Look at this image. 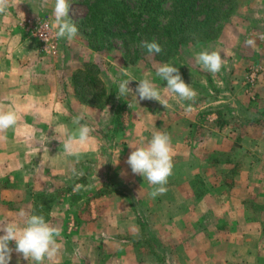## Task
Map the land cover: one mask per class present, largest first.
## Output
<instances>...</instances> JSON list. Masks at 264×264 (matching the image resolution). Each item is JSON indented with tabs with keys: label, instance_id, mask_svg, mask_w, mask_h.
Returning a JSON list of instances; mask_svg holds the SVG:
<instances>
[{
	"label": "crops",
	"instance_id": "0c3cea01",
	"mask_svg": "<svg viewBox=\"0 0 264 264\" xmlns=\"http://www.w3.org/2000/svg\"><path fill=\"white\" fill-rule=\"evenodd\" d=\"M50 2L23 0L16 7L10 0L0 14V110L18 114L13 128L0 131V192L4 183L14 206L5 221L22 222V210L34 213L35 193L65 183L67 171L99 185L96 168L86 173L82 164L96 166L103 159L104 193L69 198L71 210L60 207L58 197L47 202L43 216L61 229V249L44 264H264V72L254 102L240 85L219 87L230 92L231 106L203 110L211 116L207 120L196 115L201 105L180 100L146 70L140 79L155 84L167 107L156 100L127 103L131 121L109 133L110 101L100 109L77 99L66 58L45 55L37 38L18 25L20 16L48 10ZM232 21L207 49L221 53V78L232 73L233 80L250 63L264 69V0H249ZM250 38L254 47L246 43ZM125 79L131 76L118 77L117 87ZM136 86L129 84L132 91ZM80 113L81 123L94 129L92 139L79 155H68L64 142L77 127L72 117ZM157 131L171 138L174 167L167 192L153 198L157 186L133 174L126 160L129 145L146 144ZM212 154L229 158L210 159ZM18 262L34 264L13 252L10 264Z\"/></svg>",
	"mask_w": 264,
	"mask_h": 264
},
{
	"label": "rangeland",
	"instance_id": "374dc122",
	"mask_svg": "<svg viewBox=\"0 0 264 264\" xmlns=\"http://www.w3.org/2000/svg\"><path fill=\"white\" fill-rule=\"evenodd\" d=\"M92 0H71V8H70V14L69 19L74 22L75 24L78 23L80 19H82L86 12H87V6L89 2ZM128 2H132L134 0H127ZM237 2L240 4V7L237 9V12L240 10L241 7L245 3H248L249 0H237ZM50 7L48 10H43L41 12H34V13H28L23 16L19 17L18 25L20 28L24 29L26 33L34 36L37 38L39 43V49L41 52H43L45 55H49V57L53 60H58L61 58H66L68 62L69 67L72 68V76H71V84L73 79V74L79 70L83 63L85 62H95L100 66V79L102 80L104 86L107 88V94H110L109 97V110L107 116H109V120L111 121V127L109 129V133H118L121 129H123L127 125V121H131L130 117H133V113L131 112V108L129 107L126 109L127 103H137L136 94L134 91L130 90L128 94L125 96L119 98L118 93V87L116 85V82L118 80V77H122V75L126 76L125 74H129L131 76V79H134L131 81L132 83L138 84V81L140 80L141 74H145V71H153L156 75V71L154 68H158L152 61H148L147 63L145 61H138L134 65H130L124 61L120 53L116 50L111 51H93L91 50L86 43V40L83 38V36L78 32L76 37L72 40H67L65 38L57 39L54 36L55 29L52 28V24L54 23V16H53V7L55 0H51ZM172 3V0H166L164 3V8L168 9ZM236 12V13H237ZM33 20L32 26H38L39 24H45L48 22L50 31L49 34V44L50 49L46 50L43 47V42L40 40V38L31 31V28H28L27 25H23V22L26 19ZM235 20V15L231 16L225 23L224 29L228 25L230 27L233 26V21ZM45 21V22H42ZM36 31V30H34ZM218 38V37H217ZM217 38L213 41L206 42L201 45H184L181 47L179 53L175 57L174 60H172L169 64L176 66L179 68V71L182 75L183 80L185 83L190 84V86L196 91L197 96L194 101H185L189 104H195V105H201L202 109H197V112H199L198 116L204 117L207 113H204L203 110L208 109L210 112L217 113L216 110L220 111L221 109H218L219 105L222 106L223 110L226 111V107L231 106V102L228 100V95H230V92L227 90H219V87H224L227 89L230 85V89H234L235 85H240L243 87L245 94L248 95V101L254 102L257 99H259V94L256 91V86L259 83V81L263 77V66L260 63H250L245 70V73L239 74L232 80V73L231 75H227L226 79L221 78V74L223 70H220L218 73L212 74L208 72L207 70L203 69L197 62H196V53H199L203 50L212 51L215 50V47H209L207 49V44L214 43L217 41ZM227 49H232L231 44L227 46ZM127 73H125L126 71ZM129 70V71H128ZM255 72L254 78L251 81L249 75L251 72ZM214 76V77H212ZM156 78L162 82V84H166V81L162 80L160 77L156 75ZM216 78V79H215ZM231 78V79H230ZM220 79V80H218ZM76 96V95H75ZM220 96V97H218ZM112 97V98H111ZM107 102V103H108ZM225 115L227 112L224 113ZM208 115H210L208 113ZM207 116V115H206ZM211 116H207L208 118ZM232 125V124H231ZM107 137V136H106ZM114 138V136L112 135ZM111 139L112 138H108ZM108 140V141H111ZM103 142V140H102ZM104 145V144H103ZM109 145V144H108ZM112 147V145H110ZM221 157L223 159H228V154H221L216 155L212 154L210 159H217L218 157ZM103 159H99V163L94 165H89L88 163L82 164L83 171L86 173H89L90 168H96L95 173H98L97 176V182L99 185H94V182H90L86 184V176L82 175L83 177H80V173H77V170L75 172L71 173L69 171L66 172L67 176L64 180L65 183L62 185L56 186V187H50L49 189H43V191H38L35 193V201H34V208L35 214H41L45 215V212H47L48 208V201L51 200V198L58 197L61 200L60 207H63L67 210H71L69 208L70 202L68 201L71 197H79L81 194L90 196L91 194L95 193H104L106 191L105 182H106V168L103 165H100V162ZM118 159L113 157V163H115ZM118 164V163H117ZM78 166V165H77ZM76 166V167H77ZM115 172V171H113ZM110 173L107 172V177L110 179ZM113 179H116L113 176ZM1 187L2 192H0V222H6L5 218H8L10 209H13V205L9 203L8 195L9 193H4V189H7L6 186ZM120 187V186H119ZM9 189V188H8ZM113 189V191L121 190L120 188H110V190ZM40 190V189H38ZM10 192V190H7ZM63 197H66V199H63ZM9 220V219H8ZM70 221V220H69Z\"/></svg>",
	"mask_w": 264,
	"mask_h": 264
},
{
	"label": "clouds",
	"instance_id": "9594fccd",
	"mask_svg": "<svg viewBox=\"0 0 264 264\" xmlns=\"http://www.w3.org/2000/svg\"><path fill=\"white\" fill-rule=\"evenodd\" d=\"M23 0H14L17 7ZM10 6V0H0V14L5 13ZM71 0H55L53 7L55 29L54 36L57 39L65 38L72 40L78 33L77 25L69 19ZM41 37L47 41V33L50 31L49 25L45 23L42 27ZM246 43L249 46H255L254 39H248ZM141 47L146 48L149 53H160L162 47L155 40L151 42L145 40L141 42ZM196 62L208 72L218 73L224 60L219 51L203 50L195 54ZM127 75V74H125ZM156 75L166 81L167 89L175 93L182 101H194L197 93L185 83L179 68L169 63H164L156 69ZM134 79H125L119 83L118 97L121 98L128 94L129 84ZM138 81L134 90L138 102L143 100H156L167 107V102L161 100V94L155 84L143 78ZM130 107V105H129ZM191 111V105L187 108ZM85 114L80 113L72 117V124L77 126L73 135L64 142V151L68 155H79V148L89 144L92 139L94 129L88 124H82ZM18 122V114L13 110H0V131L13 128ZM132 148L126 163L130 166L133 174L141 175L147 179L148 183L154 187L150 196L155 198L167 192L165 185L168 178L173 173V151L171 147V138L166 132L157 131L152 134L151 139L140 146L129 145ZM118 160L114 163L117 164ZM22 222L16 219H9L6 222H0V264H10L12 254L15 252L18 256L34 264H44L45 259L51 261L60 252L61 244L58 238L61 235V229L50 225L41 214L20 212ZM10 242L15 243V247L10 246ZM19 264V262H18Z\"/></svg>",
	"mask_w": 264,
	"mask_h": 264
},
{
	"label": "trees",
	"instance_id": "16d2710c",
	"mask_svg": "<svg viewBox=\"0 0 264 264\" xmlns=\"http://www.w3.org/2000/svg\"><path fill=\"white\" fill-rule=\"evenodd\" d=\"M165 1L92 0L76 24L78 32L93 51L116 50L130 65L152 61L159 67L174 60L184 45L215 40L240 7L237 0H172L165 9ZM145 40H155L162 51L149 53L140 46ZM100 72L97 63L85 62L73 74L72 85L77 99L102 109L110 94Z\"/></svg>",
	"mask_w": 264,
	"mask_h": 264
},
{
	"label": "built area",
	"instance_id": "2783aa9c",
	"mask_svg": "<svg viewBox=\"0 0 264 264\" xmlns=\"http://www.w3.org/2000/svg\"><path fill=\"white\" fill-rule=\"evenodd\" d=\"M42 22H45V21H42ZM33 24V20L31 19H26L24 22H23V25H27L28 28H31V31L34 32L39 38L40 40L43 42V47L44 49L46 50H49L50 49V44H49V34L47 33V41H45L42 37H41V32L43 31L42 27L44 24H39L38 26H32ZM48 24V22H47ZM36 30V31H34ZM254 75H255V72H251V74L249 75L251 81L253 80L254 78Z\"/></svg>",
	"mask_w": 264,
	"mask_h": 264
}]
</instances>
